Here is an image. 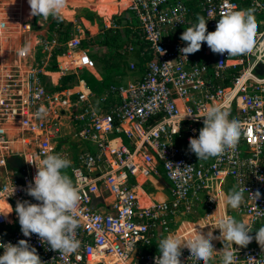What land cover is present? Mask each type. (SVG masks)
<instances>
[{
	"label": "built area",
	"instance_id": "built-area-1",
	"mask_svg": "<svg viewBox=\"0 0 264 264\" xmlns=\"http://www.w3.org/2000/svg\"><path fill=\"white\" fill-rule=\"evenodd\" d=\"M117 1L124 6L126 24L109 20L104 28L129 36L120 54L127 70L138 76L95 94L79 79L91 67L79 27L60 51L54 39L37 41L41 76L51 77L53 71L44 70L55 58L60 79L77 78L75 85L49 92L38 71L24 70L27 59L19 54L31 35L27 21L32 17L23 21L27 0H0V46L14 37L20 55L14 66L0 61V243L27 240L44 264H154L159 241L169 234L187 239L197 227L218 236L216 221L225 214L236 215L253 237V227L264 223V215H258L264 211V73H257L264 52L220 55L205 43L186 60L180 49L187 44L180 36L194 25L191 6L181 0ZM196 8L208 20V32L230 9H255L257 49L264 47V20H258L264 16V0H199ZM209 104L227 108L229 119L241 122V137L234 150L198 161L188 142L198 137ZM41 107L46 115L38 116ZM50 151L71 160L66 172L83 195L76 230L81 246L67 256L52 251L36 234L24 237L15 213L17 201L38 203L26 194L37 172L29 163ZM11 159L22 161L23 168L10 165ZM168 162L180 164L181 170L192 168L174 175ZM159 169L170 185L167 200L155 199L148 188ZM227 181L233 189L247 190L234 215L220 197ZM257 190L261 198L254 202L248 193ZM212 243L216 251L223 246ZM233 248L238 249L234 264H264V248L255 239L245 248ZM180 259L182 264H203L187 249ZM210 264H221L220 256Z\"/></svg>",
	"mask_w": 264,
	"mask_h": 264
},
{
	"label": "clouds",
	"instance_id": "clouds-1",
	"mask_svg": "<svg viewBox=\"0 0 264 264\" xmlns=\"http://www.w3.org/2000/svg\"><path fill=\"white\" fill-rule=\"evenodd\" d=\"M27 3L30 16H42L47 19L49 16L58 18L67 7L68 0H27ZM207 21L203 16H198L197 23L188 27L180 36L181 41L187 44L180 49L185 59L188 55L200 51L205 43L212 53L220 55L227 53L228 56H239L257 50L264 52V47L257 49L258 24L255 9H230L224 12L213 32L207 31ZM3 27L4 25L0 24V28ZM159 51L161 55L165 54L161 49ZM28 52V46L19 50L21 56ZM170 63L172 62L166 64ZM253 78L258 79L256 76ZM37 115H46V110L41 107ZM229 115L227 108L213 104L205 107L203 127L199 130L198 137L189 138L188 142L189 150L195 154L198 161L219 157L226 149L236 148L241 137L242 124L236 119L230 120ZM29 164H34L37 172L32 182L27 185L26 194L38 203L17 201L15 213L22 235L30 237L31 234H36L41 243H47L52 251L60 252L64 256L77 252L81 246L76 230L81 224L79 209L83 195L82 189L66 172L72 166L71 160L60 153L50 151L44 158L36 154L33 162ZM168 164L175 170L174 175L182 174L185 170L190 171L192 168L185 166L181 170L180 164ZM15 190L12 186L11 195ZM245 191L247 190L244 187L239 190L234 188L227 193L221 192L224 207L238 209L244 202ZM248 194L254 202L261 198L258 190ZM9 208L11 209L10 206ZM258 215H264V211L259 210ZM199 229L193 227L187 239L174 234L162 238L158 245L160 254L154 258V264H182V249H187L190 255L203 261V264H210L217 255L220 256L221 264H234L238 249H234L233 245L245 248L255 239L257 244L264 248V226L256 230L253 237L250 235L251 229L231 215L225 214L216 221L218 236L213 235L212 231L205 234ZM214 240L223 245L219 251L214 250ZM128 247L131 249L132 245ZM0 248L3 249L0 264H44L36 248L27 240L21 239L15 245L10 242L0 243ZM248 259L255 261L251 257Z\"/></svg>",
	"mask_w": 264,
	"mask_h": 264
},
{
	"label": "rangeland",
	"instance_id": "rangeland-1",
	"mask_svg": "<svg viewBox=\"0 0 264 264\" xmlns=\"http://www.w3.org/2000/svg\"><path fill=\"white\" fill-rule=\"evenodd\" d=\"M123 5L118 1L100 0L97 1L96 6L92 10L84 7L80 0H68V5L62 10L58 18L49 16L45 19L42 16H30V7L26 5L24 8V14L26 18L32 17V22L27 21L31 24V35L26 39V43L22 44V47L28 46L29 52L25 55L27 61H22L24 70L38 71L42 85L45 89L51 92L58 84L60 80L51 78L50 76H41L39 69L41 68L40 63V48L37 45L38 40L46 38L48 40H55V43L59 46L60 51L63 48V44L71 38L77 27L83 31V42L82 47L85 55L88 56L91 67L83 70L82 79L86 85L87 90H100L98 83L104 81L106 78L109 79L108 83L122 80L123 83L132 81L138 75L136 72L130 73L127 70V66L119 64L117 70H111L110 72L103 70V65L99 59L104 56L111 55L114 51L121 53L126 47V42L120 37L123 36L124 30L120 33L113 34L110 30H105L104 26L109 20H115L123 15ZM83 12V16L78 13ZM81 19L87 22L85 28L82 24ZM122 20V18L120 19ZM124 21V20H123ZM121 25H123L121 23ZM91 26V28H90ZM125 26V25H123ZM103 34H102V33ZM120 36V37H119ZM127 36V35H126ZM18 52V42L16 38L9 40V43L4 42L0 46V61H5V64L10 66L16 65V59L20 58ZM122 57V56H121ZM55 58H51L48 64L45 66L46 71H53L55 68ZM127 64V63H126ZM80 74V73H79ZM103 91V90H102ZM100 91V93L102 92ZM231 189L227 186V192ZM227 210L234 214L235 209L227 208ZM202 214V211L199 213ZM264 226V223L257 225L256 229Z\"/></svg>",
	"mask_w": 264,
	"mask_h": 264
},
{
	"label": "crops",
	"instance_id": "crops-1",
	"mask_svg": "<svg viewBox=\"0 0 264 264\" xmlns=\"http://www.w3.org/2000/svg\"><path fill=\"white\" fill-rule=\"evenodd\" d=\"M80 1H82L84 7L92 10L94 8V6H96L97 1H100V0H80ZM110 1H111V3H112V1H115L116 3H118L117 0H110ZM181 1H184L188 6H193L194 5V11H195V17H194L195 19L194 20L197 21V17L198 16H201V13L199 11H197V8H196L199 0H181ZM123 8H124V6H123ZM123 11H124V9H123ZM120 19H121V17H119V18H117L115 20H120ZM258 20H264V16L263 15L262 16H259L258 17ZM80 22H82V24H83V26L85 28L87 27V25H86L87 22L83 21L82 19H81ZM90 28H91V26H90ZM125 32H126L125 34H128V30H125ZM121 37L120 38L123 41H125L126 43H128L130 41L129 40L130 39L129 36H125L124 35L125 38L123 36H121ZM55 69H56V66H55ZM51 78H56L57 80L58 79L60 80L59 74L57 72H55V71L52 72ZM207 160L210 161V160H212V158H209ZM227 186L231 190L233 189L232 184L229 181H227L226 184L223 186L224 193H227ZM148 188H149L150 193L153 194V197L155 199H158V200H167L169 198V188H170V185H169L168 181L164 178L163 173H162V171L160 169H159V175L158 176H154V177H152L150 179V182L148 183ZM201 211L203 213L204 212V209H201ZM232 215H234V214H232ZM233 217L236 220L240 221V219L236 215L233 216ZM256 226L257 225H255L253 227L254 232L257 230L256 229Z\"/></svg>",
	"mask_w": 264,
	"mask_h": 264
},
{
	"label": "trees",
	"instance_id": "trees-1",
	"mask_svg": "<svg viewBox=\"0 0 264 264\" xmlns=\"http://www.w3.org/2000/svg\"><path fill=\"white\" fill-rule=\"evenodd\" d=\"M191 7H192V9H194V5L191 6ZM78 14H81L80 16H83L82 15L83 12H81V13L79 12ZM192 22H193V24H196L197 23V21H195V20H192ZM117 23H119V24L122 23L123 25L126 24L123 20H117ZM120 55L121 54L117 50V51H114L111 55L106 56V57L104 56V58L99 59L101 61L102 65H103V70H106L108 72H110L111 70H117L119 64H123V63H124L125 66H127L126 62L123 60V58ZM136 57H138V56L136 55L135 58ZM53 60L55 62V59H53ZM55 70L56 69L54 68L53 71H55ZM82 73H83V71L80 72L79 79H82ZM76 82H77V78L74 75H67L65 77H62L60 79V83L58 84V86H56L51 91H59V90L65 89L67 87H71V86L75 85ZM108 82H109V79L106 78L104 81H101V82L98 83V87L100 88V90H94V91L91 90V91L94 92L95 94H101L111 84L119 83L120 80H117L116 82H113L111 84L108 83ZM100 91H102V92L100 93Z\"/></svg>",
	"mask_w": 264,
	"mask_h": 264
},
{
	"label": "water",
	"instance_id": "water-1",
	"mask_svg": "<svg viewBox=\"0 0 264 264\" xmlns=\"http://www.w3.org/2000/svg\"><path fill=\"white\" fill-rule=\"evenodd\" d=\"M257 73H258L259 75L263 74V73H264V66H262V65H258V66H257ZM9 163H10V165L15 166V167H17V168H23V162L20 161V160H17V159H11ZM16 178H17V179H21V178H22V174L16 176Z\"/></svg>",
	"mask_w": 264,
	"mask_h": 264
}]
</instances>
